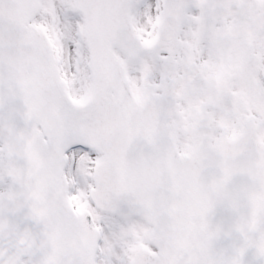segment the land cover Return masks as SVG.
I'll return each instance as SVG.
<instances>
[{"label": "snow or ice", "instance_id": "6c2138e0", "mask_svg": "<svg viewBox=\"0 0 264 264\" xmlns=\"http://www.w3.org/2000/svg\"><path fill=\"white\" fill-rule=\"evenodd\" d=\"M0 264H264V0H0Z\"/></svg>", "mask_w": 264, "mask_h": 264}]
</instances>
